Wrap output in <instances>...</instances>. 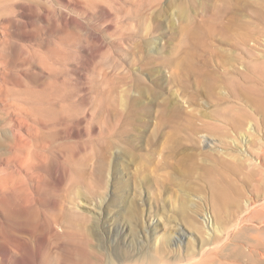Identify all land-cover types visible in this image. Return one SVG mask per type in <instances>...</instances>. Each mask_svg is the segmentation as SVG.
<instances>
[{
  "label": "rangeland",
  "instance_id": "1",
  "mask_svg": "<svg viewBox=\"0 0 264 264\" xmlns=\"http://www.w3.org/2000/svg\"><path fill=\"white\" fill-rule=\"evenodd\" d=\"M262 51L264 0H0V264H83L90 213L105 254L238 221L264 264Z\"/></svg>",
  "mask_w": 264,
  "mask_h": 264
},
{
  "label": "bare ground",
  "instance_id": "2",
  "mask_svg": "<svg viewBox=\"0 0 264 264\" xmlns=\"http://www.w3.org/2000/svg\"><path fill=\"white\" fill-rule=\"evenodd\" d=\"M250 66L251 69L256 74L258 73L261 76V81L264 82V51L258 53L257 56H254L253 59L250 60ZM261 107L264 108V104H262ZM229 108L230 107L228 106L227 109ZM223 119L224 120L227 119L230 122L232 120L226 115L223 117ZM249 120L250 117L246 116V114H243L240 116V118L237 119L236 122H234L237 125H239L238 128H241L246 122L243 132H240L238 134L241 136L245 135L246 137H248V139L252 138L253 135L254 139L258 140L259 138L257 134H259L260 132H256V128H254L253 131L248 130L250 125ZM259 151H261L260 148ZM261 154H263V152H261ZM258 159L259 158L257 157V164H259ZM250 165L262 172V170L259 167H256V165L253 164L252 162L250 163ZM260 175H261L260 177L263 179L261 173ZM83 203L80 204V207L83 209L82 210L83 213H85V211H87L86 210L87 204L86 203L83 204ZM86 213L89 214L90 212H86ZM99 214L100 213L93 215L92 213H90V215L92 216L90 222V229L92 231L83 229V227H80V224L74 223L76 221L82 222V220H86L85 216L74 215V214L69 215V222L71 225L70 229L72 231V235H74L73 237L75 239V242L79 246L77 247L79 249L81 248L85 250L89 249V251H87L86 257L84 256L83 264H226L224 263V261H225V256L229 250L228 243L230 242V240L234 237L246 236V234L238 227V221L233 226L226 225L225 227H221L215 224V226L212 227L211 236H209V238L207 239L204 240L202 239V241H200L201 247L199 245L198 247L199 250L196 249L194 250L195 247L193 248L190 246L185 247V249H182L181 245L184 244L183 240L186 239V236L184 233L179 232L177 233V235L176 233L165 234L163 237H161L158 242L162 245L155 247L154 249L155 252H152L151 250L150 251L146 250V248L142 247L141 244L138 245V243H136L135 240L132 238L130 241L132 242V244H130L132 249H130V251H116L112 255H110V254H105L102 251L101 253L99 250L101 247L93 246L90 241V238H94L96 241H98V243L101 242L99 237L100 234L99 222L101 221ZM88 223L89 222H87V224ZM97 229L99 230L98 232ZM93 231H96V233L95 232L93 233ZM131 235L132 234H130V237ZM248 238H250L252 241H256L259 242L260 244H263L259 236L248 235ZM173 241H177L178 249H176V251L173 252V254L168 256L165 251L170 248ZM232 247L234 249V247L236 246L232 245ZM248 247L250 246L248 245ZM249 252L250 249H248L247 251L248 256H249Z\"/></svg>",
  "mask_w": 264,
  "mask_h": 264
}]
</instances>
